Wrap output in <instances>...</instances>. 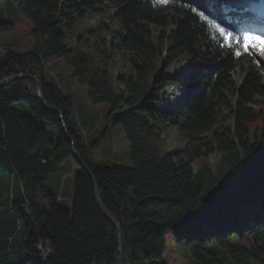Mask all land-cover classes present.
<instances>
[{
	"label": "trees",
	"instance_id": "1",
	"mask_svg": "<svg viewBox=\"0 0 264 264\" xmlns=\"http://www.w3.org/2000/svg\"><path fill=\"white\" fill-rule=\"evenodd\" d=\"M9 3L33 23L35 46L6 52L0 82L33 75L45 104L32 78L0 87V264H121L119 230L102 214L86 168L124 233L129 263L169 264L171 237L193 264H264V107H254L264 97V77L255 58L222 55L214 25L191 11L196 5L190 0H0V32L16 28L6 14ZM104 5L115 10L120 28L99 40L94 24L89 34L97 39L87 37L79 21L105 15ZM155 26L161 28L156 38ZM118 54L127 59L126 70L115 65ZM185 57L191 61L187 73L158 75L163 63L169 70ZM57 59L72 66L92 102L110 104L94 143H85L73 127L72 95L46 76ZM246 63L250 68L237 87L234 72ZM168 82L186 89L180 105L168 102ZM231 93L237 96L235 121L216 126L218 110L232 104ZM118 124L133 165H99L93 150ZM166 125L179 129L184 145L167 143ZM70 138L85 167L75 176L69 210L62 192L72 169L56 193L47 182L64 161L70 167V159L78 162ZM217 151L223 153L219 173L207 163L195 171L199 159ZM40 194L51 199L50 208L39 204Z\"/></svg>",
	"mask_w": 264,
	"mask_h": 264
},
{
	"label": "rangeland",
	"instance_id": "2",
	"mask_svg": "<svg viewBox=\"0 0 264 264\" xmlns=\"http://www.w3.org/2000/svg\"><path fill=\"white\" fill-rule=\"evenodd\" d=\"M6 7V14L9 16V18H13L15 20L16 28L11 31L0 32V62L4 61L6 52L9 49L25 51L32 50L35 46V35L33 32L34 25L31 20L23 12L18 10L12 3H9ZM104 7L107 11L105 15L101 16L102 18L100 16L88 15L89 17L87 16L86 19L80 20L79 31L83 33L85 32L87 37H93V39L98 38L99 40H102V36L109 38L115 37L117 30L120 28V24L115 18V10L109 6L106 7L104 5ZM107 23L111 26V31L105 27V24ZM94 24H96V26H98L100 29L101 35L99 37H97V35L90 36L89 34L92 33L91 29L94 27ZM173 27V25H170L167 28V31L170 32ZM160 31V27H154L155 38ZM76 40L77 34L75 37L70 38V41L73 43V45L76 44ZM82 47L84 49L87 48L86 46ZM115 60L116 61L114 63L120 70H126L128 61L124 55L118 54V57L117 59L115 58ZM190 63V58L185 57L181 63L176 64L169 70L160 72L158 75H169L171 77H175L176 74H185L191 69ZM262 65L263 64H261V73L264 77V67ZM247 68H250L249 63L240 65L236 68L234 72V79L236 80L237 84H240V80L245 77ZM46 76L49 81L57 83L67 94L72 95L74 102V111L72 115L73 127L83 137L85 143H94L99 137H101V134L106 128L110 104L108 102L97 104L92 102L89 97L87 85L83 84L77 79V77L73 76L72 66L63 59H57L48 63L46 68ZM167 88L172 93V95L169 96L168 102L179 104V101L183 96V92L186 89L178 82H168ZM230 99L232 101L231 105L221 107L218 110L216 126L225 127L234 123L235 115L232 111V108L237 107V96L231 93ZM254 107L257 109L264 107L263 96L258 98ZM164 127L166 141L171 147L178 148L184 145L186 140L178 128L171 125H166ZM211 133L212 132L209 131L204 134L211 135ZM93 155L95 162L102 166H116L119 164L120 166L128 167L133 165L131 146L126 137L122 124L116 125L112 129V132L109 133L107 137L102 140L97 147L94 148ZM206 163L212 168L215 174L219 173V169L223 165V153L217 151L210 156L199 159L195 164V171H203V169L206 168ZM75 167L76 166L74 165L72 169L73 171L71 170L68 173L67 171L71 169L69 162L64 161L62 163L61 168L58 169L57 172L53 174L50 180L47 182L53 192L56 193L60 190V184L58 186V183L63 181L64 173H68L66 179L67 187H72ZM68 201L70 200L68 199ZM39 204L43 208L46 206L50 208L52 201L49 197L40 194ZM165 260L169 264H193L189 258H187L180 250H178V248H176L175 243L172 240L167 242Z\"/></svg>",
	"mask_w": 264,
	"mask_h": 264
},
{
	"label": "snow or ice",
	"instance_id": "3",
	"mask_svg": "<svg viewBox=\"0 0 264 264\" xmlns=\"http://www.w3.org/2000/svg\"><path fill=\"white\" fill-rule=\"evenodd\" d=\"M197 7L198 17L213 18L223 54L240 58L243 54L254 57L257 66L264 62V3L259 0H190ZM167 5L169 0H159ZM207 13V16L205 15ZM223 25V26H222ZM212 39L215 41L216 36Z\"/></svg>",
	"mask_w": 264,
	"mask_h": 264
},
{
	"label": "water",
	"instance_id": "4",
	"mask_svg": "<svg viewBox=\"0 0 264 264\" xmlns=\"http://www.w3.org/2000/svg\"><path fill=\"white\" fill-rule=\"evenodd\" d=\"M162 70L164 71L165 70V65L163 63V66H162ZM25 77H29V78H32L34 79L37 84H38V87H39V98L41 99V101L45 104V100H44V90H43V86L41 84V82L33 75H30V74H19L17 76H14V77H11L9 79H6L2 82H0V87L11 82L12 80H15V79H18V78H25ZM49 108V107H48ZM50 109H56V108H50ZM71 141L74 143V152H75V155L77 157V160L78 162L80 163V166L82 167H85V164H84V161L82 160L81 156L79 155V152L78 150L76 149V144L74 142V140L72 138H70ZM92 175V178L95 182V186H96V194H97V201H98V206L102 212V214L109 220L111 221L119 230V234H120V242H121V264H131L128 262L127 260V256H126V243H125V237H124V233L120 227V225L111 217V215L108 213V211L106 210L105 206L103 205V202L101 200V191L99 189V186H98V183H97V180L95 179V177L93 176L92 172L90 171L89 168H86ZM78 174V173H77ZM147 264H164L163 261L161 260H158V259H153L151 261H149Z\"/></svg>",
	"mask_w": 264,
	"mask_h": 264
},
{
	"label": "crops",
	"instance_id": "5",
	"mask_svg": "<svg viewBox=\"0 0 264 264\" xmlns=\"http://www.w3.org/2000/svg\"><path fill=\"white\" fill-rule=\"evenodd\" d=\"M70 163H71V169H73V166L75 165L76 167H75V170H74V178H73V184H72V187L70 188V187H67V184H65V187H64V190H63V195L65 196V197H68V199L70 200V201H68V203L66 204V206H65V208H67V209H69L70 210V208L72 207V205H73V201H74V196H75V176H76V174L79 172V171H81V166H80V164L76 161V160H74V159H70ZM73 171V170H72ZM69 186V185H68ZM67 188H68V190H67ZM68 195V196H67ZM70 197V198H69ZM169 240H172L173 241V239L171 238V237H169V239H168V241ZM174 242V241H173Z\"/></svg>",
	"mask_w": 264,
	"mask_h": 264
}]
</instances>
